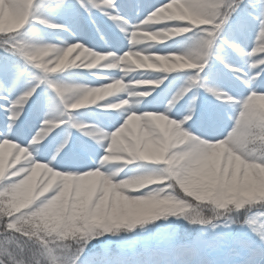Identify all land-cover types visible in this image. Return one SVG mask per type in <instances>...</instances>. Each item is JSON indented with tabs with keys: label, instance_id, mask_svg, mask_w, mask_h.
<instances>
[{
	"label": "rangeland",
	"instance_id": "374dc122",
	"mask_svg": "<svg viewBox=\"0 0 264 264\" xmlns=\"http://www.w3.org/2000/svg\"><path fill=\"white\" fill-rule=\"evenodd\" d=\"M223 1L202 0L201 2H196L192 7L188 3L182 4L185 10L184 18L188 17L191 19L194 17L196 22L202 24L201 30L197 31L199 33H196V35L198 38L205 40L211 48L210 59L208 58L207 62L209 63L208 60L212 59V62L214 61V63L221 65L222 73L228 79L227 85L225 84L222 88L224 87L223 90L227 91L231 100L224 104L215 101L208 94V96L206 95L204 87L211 86L207 82L203 87L192 88L193 94L196 91L205 94L201 98L197 93L199 113H216L220 117V124L224 133L234 126L228 141L210 147L207 150L204 149L203 142H196L193 145V149L188 151L190 152L189 155H197L196 158H203L211 155V153L215 154L216 159L213 164L203 166L201 163L193 162V159H187V162L184 159V153H177L175 150L172 152L168 151L164 156L159 155L156 162H147L145 160H138L139 162L131 161L129 168L124 171L130 177V179H126L130 182H133V180L139 181L138 187H135L131 193H138L151 187L152 196L155 198L151 203L134 200L129 194H125L117 185L118 176L114 179H107V176L103 173H99L97 176L96 171L83 175L74 166L67 167L59 172L58 170L55 172L48 167L51 172L57 173V177H46L48 183L38 187L32 186L31 179L28 177L29 172H27V175H17L14 170L9 175L3 174V179H0V207L5 210H11L12 215L8 216V221H3L0 226V264H74L77 255L74 245L78 244L81 239L93 236V234L88 232L91 218H95L102 225H104L105 221L109 224L118 222L122 223L120 227L135 229L155 219L157 214L162 212H169L180 217H183L185 213H191L192 216H198L200 219L204 217L206 211L213 214L245 213V215L250 214L248 219L255 220L257 228L264 232V167H261L258 162L261 157H264V96L254 95L247 107L241 105L239 111L236 108L228 107V104H233L235 100L246 99L252 93L241 83L240 78L226 69L218 60L211 58L216 54V57L219 56L222 59H226L230 63L229 65L226 62L230 67L237 68L242 73L247 74L248 64L245 59L264 56V52L254 56L251 51L253 44H259L264 51V35L256 36V26L248 23L244 17L239 18L234 14L230 23L225 27L222 38L237 43L242 51L237 49V53H235L230 49L224 48L222 51L215 53L216 35L220 28L223 27L221 21L227 19V15L236 5V0H228L227 3L224 2L226 7L220 11ZM61 3L62 0H36L34 12H32V26L26 30L23 27H4L0 22V68H10L15 73L17 77L15 86H13L11 80H6V83L11 84L16 93H21L31 83L36 82L37 86L41 85L37 92L46 95L54 103L57 102L59 96L56 95L54 88L44 84L41 80V70L38 68L41 65L36 64L30 55L24 58L25 48L22 44L31 43L34 47L43 46L44 43H40L38 41L39 38H45V36H48L47 34H50L47 33L49 31L46 30L47 27L45 26L48 22L58 17L81 14L85 21L95 25L97 24L95 22L96 17L103 18L95 10L88 14L77 8H61ZM162 3L166 2L163 1ZM108 22L111 23V21ZM232 32L247 35L250 37V44L242 45L241 37L232 35ZM25 34L26 36H24ZM224 34L226 35L223 36ZM191 40L193 39L190 38L189 41ZM146 61L152 67L161 66L153 59H146ZM207 62L206 64H208ZM260 68L264 67L260 66L254 70V74L259 73L258 80H260V73L262 72ZM203 71L206 73L207 69L200 70L199 74H204ZM196 73L198 72H183L187 84L189 77L196 75ZM201 75L198 76L199 83L200 79H203ZM99 77H101L100 74ZM147 80L152 84L155 81L152 78ZM234 82H238V86H235ZM82 85L88 88H96L95 85L91 84ZM255 88V94H264V81H260V86ZM181 89L182 87L176 84L170 91V95H176ZM243 90L247 91L244 95H242ZM185 97H187V94ZM184 102L186 103L187 100L185 99ZM1 103L0 101V105H2ZM224 113H228L232 119H224ZM73 114L67 113L68 117L63 116V123L67 124L70 129L64 128V130L59 131L57 145L55 146L58 147L61 142L67 139L68 150L74 145L73 140L69 138L82 136L88 139L94 148H97L98 146L90 138V134H85L86 132L89 133V131L74 134L78 127H72V123L76 124L77 121L75 120L79 116ZM84 125L89 126L86 122H82L81 126ZM72 128L75 130H72ZM90 130L92 129L90 128ZM181 130L189 136L184 129L181 128ZM99 134L101 133L95 130L91 135L98 143H105L107 147L109 145L107 137L104 136L102 138ZM221 138H223V133ZM158 140H163L161 134L152 136L148 140V145H154ZM114 141L117 144V139H114ZM121 141L124 144H131L130 141L127 142L124 139ZM187 142L190 143V141ZM229 143L238 144L245 153L254 158L252 162H245L240 159L239 154L234 153L228 146ZM141 144L144 147L145 142H141ZM79 147H81L80 144ZM82 148L88 151L87 147L83 146ZM82 148L79 149L82 150ZM118 152L124 154L123 150L115 146L114 152L110 153L108 151V154L109 156H115ZM132 158L134 156L127 159L125 154L121 157L124 161H129ZM186 162L187 166H185ZM192 163H195L196 166L192 165ZM0 164H3L1 157ZM246 166L253 170L252 175H245L244 169H246ZM173 172L181 173L184 176V180L176 184L180 191L196 203L210 201L212 210L204 209V207H194L192 212H187V209H190V204L186 200L180 201L175 198L173 189L167 186L168 182L171 181ZM96 176L101 180V182H98V186L95 184ZM106 180L108 183H106ZM104 183L106 184L104 185ZM127 184L128 182H123L122 186ZM157 185L162 187L157 188ZM165 193L170 194L169 198L161 200ZM230 203L232 204L231 210H229ZM225 207L227 208L224 210ZM83 210L90 215L84 222L85 227L74 231L71 237L65 235L66 231L60 214H66L71 217L80 214ZM92 214L95 215L93 216ZM173 224H178L179 227L184 228L190 227L183 221H176ZM32 225L37 227L34 229L29 228L28 233L33 235L34 239H26L23 233H25V229ZM192 226H195L196 230L190 241L196 237L211 240L217 236L227 234L229 231L234 233L233 228L225 229L220 227L215 231H211L202 225L194 224ZM172 237L173 229L170 226L162 230L158 237V239L164 241L163 243L156 244L153 242L148 245L141 243L135 246L126 243L119 248L113 245L112 250H116L118 256L115 257L114 261H111V264H125V260L128 257L131 258L132 264H138L139 261L135 256L139 253L146 256L142 262L143 264H154L155 258L152 254L159 253L161 257L165 256L169 251V240ZM96 247L99 248L100 246L97 244L90 246L89 252L96 251ZM134 258L135 260H133Z\"/></svg>",
	"mask_w": 264,
	"mask_h": 264
},
{
	"label": "bare ground",
	"instance_id": "6f19581e",
	"mask_svg": "<svg viewBox=\"0 0 264 264\" xmlns=\"http://www.w3.org/2000/svg\"><path fill=\"white\" fill-rule=\"evenodd\" d=\"M163 1L168 2V0H155L154 5L161 4ZM201 1L170 0V3L173 4L168 3L162 15L158 14L146 24H141L147 14V10L144 11L143 9L137 17L138 21L134 17H129V23L137 26L131 31L125 30L124 33H120L116 27L118 22L112 21V24L110 23L108 26L113 29L116 35L109 33L106 24L103 22L99 24L100 27L94 28L91 25L84 24L82 17L74 15L58 17L51 21V23L60 27L55 29L46 28L49 31L47 33L50 34H47L48 36H45V38L40 37L38 40L40 43H44L43 46L34 47L31 43L22 44L25 48L23 56L27 58L30 55L36 64L41 65L38 67L41 70V80L44 84L54 88L59 98L54 103L46 95L37 92L23 106V112H32L36 118L35 123L38 125L42 123L47 113H55L60 121L58 130L65 126L63 116L67 113H74L73 115L79 116L75 120L78 126H81L82 122L89 125L81 126L84 129L83 131L80 128L73 129L75 132L81 133L89 131L90 128L95 129L101 133L99 134L100 137H107L109 141L107 147L110 153L114 152L116 146V148L118 147L124 151L127 159L134 156L129 161H124L121 159L124 155L121 152H118L115 156H109L107 151L106 158L100 161L99 170L96 172L97 176L99 173H103L107 176V179L120 177L129 168L131 161L156 162L159 155L164 156L168 151L172 152L182 147L188 143L187 141L191 142V138L181 130V128H184L180 124L173 123L164 115H154L148 112H163V105L166 100L172 97L170 95L172 88L176 84L182 88L187 86L183 75L184 71L189 73L199 72L204 67L203 69H207V72L203 71L204 74H199L203 77V79H200L203 86L207 83L211 85H208V88H222L225 84L227 85L228 79L222 73L221 65L212 62V59L206 64L211 48L205 40L198 38L196 35V33H199L197 31L201 30L202 24L196 22L194 17L189 19L183 16L185 13L182 7L183 3H188L192 7L196 2ZM35 2L36 0H0V22L4 27L9 28L23 27L24 30L31 28ZM29 22L31 23L28 24ZM194 32L195 35L192 37ZM231 34L241 37L242 45H249L251 42L250 37L247 35H240L238 32H232ZM102 36L105 38L103 41L101 40ZM190 38L193 40L189 41ZM61 41L65 44L79 42L93 51L104 53L111 51L114 57H107V59L113 62L106 64L103 59H99L94 66L89 67L85 63H79V61L71 62L67 58L62 60L61 56L57 55V52L62 50H58L51 45L62 46ZM251 51L254 56L264 52L259 44H253ZM167 54L179 55L168 56ZM146 59H153L161 66L152 67ZM223 60L230 65L226 59ZM99 74L101 77H99ZM150 78L155 80L153 84L147 80ZM158 80L163 82L158 85ZM234 83L235 86H238V82ZM82 84L96 86V88L86 87L88 90H100L97 99L83 107L80 104L83 94H78V90L84 88ZM106 85L109 87H105ZM144 87L147 89L155 87V90L152 96L139 101L135 89ZM197 93L201 98L205 96L200 91L193 94L191 88L186 93L187 97L185 99L187 100L192 95H197ZM19 94L14 91L11 84L5 82L4 86L0 88L2 105L5 104L3 97L13 99ZM184 100L180 102L176 109H173L172 113L166 114L170 118H177L179 111H183L186 107ZM4 119V116H0V129H3L6 134ZM115 130L116 132L112 133ZM55 132L54 130L49 134L48 143L44 149L45 155L49 153L50 139ZM155 134H161L163 140L156 141L154 145H148V140ZM34 135L35 132H21L20 130L17 131L16 128L11 133L12 140H15V143L7 139L0 140V157L3 161V164H0V179H3V174L9 175L14 170L17 175H27V172H29L28 177L31 179L32 186L38 187L48 183L46 177H57V173L48 169L51 165L47 164V160L43 156L34 157L33 153L24 147L26 145L23 142ZM114 139H117V144ZM122 139L127 142L130 141L131 144H124L121 141ZM141 142H145L144 147H142ZM189 154L190 152H184L183 154L187 162V159H193V162L201 163L203 166L212 165L216 159L213 153L203 158H196L197 155L192 156ZM195 163H192V165L196 166ZM105 169H109V171L105 172ZM244 172L247 176L253 174V170L249 166H246ZM97 176L95 178L96 186H98V182H101ZM106 183H108L107 180ZM138 184L139 181L134 180L133 182L128 181L126 186H122V181L117 182V185L125 194H130L135 187H138Z\"/></svg>",
	"mask_w": 264,
	"mask_h": 264
},
{
	"label": "clouds",
	"instance_id": "9594fccd",
	"mask_svg": "<svg viewBox=\"0 0 264 264\" xmlns=\"http://www.w3.org/2000/svg\"><path fill=\"white\" fill-rule=\"evenodd\" d=\"M168 3H170V0H168ZM168 3L151 5V7H149L147 10L145 18L141 21V24H146L148 21H150V19L156 17L158 14L162 15L163 10L167 7ZM241 4L244 5L242 9L239 7ZM60 7L77 8L88 14H91L95 10L107 21H119L116 27L119 29L120 33H124L125 30L131 31L137 25L129 23L128 20L124 19L121 15V10L124 7L140 9L145 7V4L143 0H126V2L125 0H62ZM241 11L244 12V18L246 19V21L256 26V36L264 35V0H236V7L227 15L226 20L221 21L223 27L220 28L219 32L216 35L215 53L217 51H222L224 48L230 49L235 53H237V49L242 51V49L237 43L222 38V33L225 27L230 23L233 15L238 14ZM30 23L31 22H29L28 24ZM45 27L55 29L60 26L48 22ZM104 39L105 38L102 36L101 40L103 41ZM60 44L62 46H57L54 44L51 45H53L58 50H62L57 52V55H60L62 60L64 58H67L71 62L79 61V63H85L86 66L89 67L94 66V64L97 63L99 59H103L104 63L106 64H110L113 62L112 60L107 59V57H114V54L111 51L106 53L100 51H93L89 47H86L79 42L65 44L63 41H61ZM5 52L9 53L8 51ZM167 55L176 56L177 54ZM216 56L217 55L215 54L211 58H214ZM245 60L248 64V73H251L253 71L252 65H255L256 69L259 68L261 65H264V56L251 57L250 59ZM77 66H79V64H77ZM260 71H264V68H260ZM196 75L198 77L199 72L196 73ZM258 75L259 73L247 76V79L251 81V84L254 87L260 86V81H264V77H260V80H258ZM105 87L109 86L106 85ZM155 87H152L151 89H147L146 87L135 89V91L138 93L139 101L146 100L147 98L152 96ZM212 89L214 94L208 92L206 88L204 89V92L211 96L215 101H219L221 102V104H224L225 102L231 100V97L228 95L227 91L223 90L222 88L214 87ZM99 91V89L88 90L86 87L79 89L78 94H83L82 99L80 101L81 106L83 107L86 104H91L92 101L96 100ZM185 95H183L179 99H174L175 95H173L163 105V112H148L154 115H164L168 120L172 121L173 123L180 124L191 137L190 143L184 144L182 147L175 149V151L177 153L191 151L193 149V145L196 142H203V147L205 150H207L210 147L217 146L228 141L229 137L232 135L234 126L226 133H224L223 128L220 124V117L216 113H199V98L197 95H192L189 99H187L186 107L183 109V111H179L177 118H170V116L166 114L172 113L173 109H176L180 102L184 100ZM253 95H255V93H253ZM227 106L235 109V105L233 104H228ZM23 114V107H18L17 105L10 108L8 113L4 114V128L6 130V134L13 133L15 131V129L19 126L22 121ZM224 119L231 120L232 117L229 116L228 113H224ZM53 121L56 122L54 123ZM59 126L60 121L57 119V115L53 112L47 113L42 123L40 124V127L37 129L35 135L26 141V148L31 153H33L34 157L43 156V158L47 160V164L51 165L53 169L63 165L77 166L78 171L80 168H87L91 163V159L86 149H82L74 155L66 158L65 154L67 151H64V149L68 148L67 139L61 142L59 146L56 147L53 151L45 155L44 149L48 143L49 134L52 133L55 129L59 128ZM94 132L95 130H89L90 138L96 143L99 148L103 149V155L100 157L99 160L101 161L106 158L107 147L105 143H98L96 141V139L91 135ZM222 133L223 138H221ZM228 146L232 149L234 153H238L239 158L243 161L252 162V160L254 159L250 157L247 153H245L238 144L229 143ZM61 152H63L64 154L61 155ZM258 162L261 167H264V157H261ZM185 166H187V162ZM108 171L109 169H105V172ZM83 173L84 172H80V174ZM126 178L130 179V177H128V173H124V175L118 177L117 180L118 182H128V179ZM167 186L173 189L175 193V198H178L180 201L186 200L192 206L204 207L198 205L190 197H187L182 191H180L176 187L174 182L169 181ZM160 187L162 186L157 185V188ZM129 195L134 200H142L146 203H151L155 200V198L152 196L151 187H148L144 191L138 193H130ZM169 196L170 194L165 193L161 197V200H167ZM191 216V213H185L183 217H180L169 212H162L158 213L155 219L151 220L150 222L144 223L135 229L121 228L119 229V231H113L112 228L108 225V222L105 221L103 226L95 229L94 235L91 238L81 239L78 244L74 245L75 252L77 253L76 260L78 264H85V261L89 257H93L98 261V264H111L112 257L114 255L112 253L113 245H116L117 248H119L121 245L126 243L131 244L133 246L141 243L145 245L152 244L153 242H155L156 244L163 243L164 241L162 239H158L162 230L170 227L171 224L175 223L176 221H183L191 227L192 225H194L189 220V217ZM244 216L245 213L213 214L211 212L206 211L204 213V217L202 218L203 224L196 225H202L206 229L211 231H215L217 228L220 227L230 229L233 226L237 227L243 224L244 221L242 220V217ZM94 244L100 246L99 250L89 252L90 246ZM125 264H131L130 257L126 258Z\"/></svg>",
	"mask_w": 264,
	"mask_h": 264
},
{
	"label": "snow or ice",
	"instance_id": "6c2138e0",
	"mask_svg": "<svg viewBox=\"0 0 264 264\" xmlns=\"http://www.w3.org/2000/svg\"><path fill=\"white\" fill-rule=\"evenodd\" d=\"M239 7L242 9L244 5L241 4ZM194 35L195 32L193 33V36ZM214 58L223 64V66L235 76L240 78L241 83L250 93H252L248 95L246 99L235 100L233 103L238 111L240 110L241 105L247 107V104L251 102L254 96L253 93H256V88L251 84V81L247 79V76L255 75L254 70H256V66L252 65L253 71L244 74L239 69L230 67L222 58ZM25 66L28 67L26 64ZM261 67H264V65H261ZM260 77H264V71L260 73ZM6 80H11L13 86H15L17 77L10 68H0V88L4 86ZM158 81V85L163 82L162 80ZM40 86H37L36 82L31 83L29 87L25 88L13 99L3 97L5 104L0 105V112L6 114L10 108L16 105H22L23 107L29 102L30 98L37 93V89ZM193 87H203V85L198 82L197 75L189 77L187 86L182 88L175 95L174 99H179ZM205 88L208 92L214 94L212 88L204 87V89ZM255 95L264 96V94ZM65 117H68V115H65ZM72 127H78L81 131L84 130L81 126L74 123H72ZM115 132L116 130L112 133ZM85 134L89 133L86 132ZM116 134L118 135V133ZM4 139L12 140L11 133L6 135L3 129H0V140ZM23 143L26 145L24 147H27V142L25 141ZM64 151H67V148H65ZM63 154L64 153L61 152V155ZM79 171L88 172L85 171L84 168H80ZM189 220L193 224H203L202 219L198 216H191L189 217ZM236 229L237 231L235 233L229 231L227 234L217 236L211 240H204L196 237L190 242H183L172 237L169 240V251L165 256L161 257L159 253L152 254L155 258L154 264H264V232L257 228L256 221L245 218L244 223L237 226ZM245 229L246 231H244ZM74 264H78L77 260L74 261ZM85 264H98V261L93 257H89L85 261Z\"/></svg>",
	"mask_w": 264,
	"mask_h": 264
},
{
	"label": "trees",
	"instance_id": "16d2710c",
	"mask_svg": "<svg viewBox=\"0 0 264 264\" xmlns=\"http://www.w3.org/2000/svg\"><path fill=\"white\" fill-rule=\"evenodd\" d=\"M242 12V11H241ZM182 175L180 174H177L175 173L172 177V182H174L175 184L180 182L181 179H182ZM212 198V197H211ZM198 205H201V206H204V209H207V210H212V207H211V202L208 201V202H205V203H197ZM194 207L195 206H192L190 205V209H189V212L193 211L194 210ZM227 207L224 208V210L226 209ZM232 208V204L230 203L229 205V210H231ZM229 210H226V211H229ZM12 215V212L10 210H5V209H2L0 207V226L1 224H3V221L6 222L8 221V218ZM9 216V217H8ZM249 215H245V217H242V220L244 221L245 218H247ZM86 219V215H85V212H83L78 218H72L70 220H64V226H65V230L67 231V235L69 237L72 236V233L74 231L77 230L76 226H79L80 229H82L84 227V220ZM21 223H23V221H21ZM109 226L112 228L113 231H118L119 229H121V225L119 224H109ZM35 227H37L36 225H32L30 227H28L27 229H25V233H23V235L26 236V239L30 238V239H34L33 235H30V233H28V231L30 230L29 228L31 229H34ZM98 227H101V225H99L97 223V221L92 218L91 220V224H90V230L92 232V234H94L95 232V229L98 228ZM190 228V227H188ZM188 228H184V227H180L179 229H181V231H179V236H181L182 238H186L187 237V232H188ZM234 230L237 231L236 227L234 226ZM33 234V233H31ZM2 259L5 260L4 257H2Z\"/></svg>",
	"mask_w": 264,
	"mask_h": 264
}]
</instances>
